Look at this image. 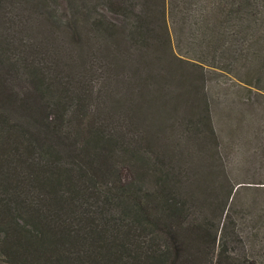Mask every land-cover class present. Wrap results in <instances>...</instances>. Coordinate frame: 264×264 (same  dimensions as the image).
<instances>
[{
	"label": "trees",
	"instance_id": "trees-1",
	"mask_svg": "<svg viewBox=\"0 0 264 264\" xmlns=\"http://www.w3.org/2000/svg\"><path fill=\"white\" fill-rule=\"evenodd\" d=\"M221 72L264 92V0H0V264H264Z\"/></svg>",
	"mask_w": 264,
	"mask_h": 264
},
{
	"label": "rangeland",
	"instance_id": "rangeland-1",
	"mask_svg": "<svg viewBox=\"0 0 264 264\" xmlns=\"http://www.w3.org/2000/svg\"><path fill=\"white\" fill-rule=\"evenodd\" d=\"M231 75L226 73V72H221L215 75L214 81H218L219 84H222L223 86H226V88H232L233 92L234 91H239L240 92V97L239 98L237 95H232L231 99H236L239 100L237 103H264V92L260 91L256 88H252L246 84H243L239 81L240 85L238 84L235 86V83L232 82L230 79ZM227 91V90H225ZM222 96H226V94H223ZM225 101L222 100L219 103H224ZM222 108V107H221ZM220 111H223V109H220ZM224 117H227L226 114H224ZM217 118H220V115L217 116ZM225 136V135H224ZM253 154V153H251Z\"/></svg>",
	"mask_w": 264,
	"mask_h": 264
}]
</instances>
